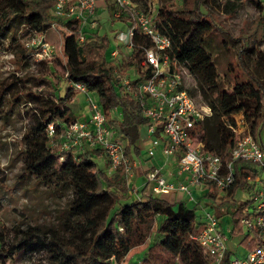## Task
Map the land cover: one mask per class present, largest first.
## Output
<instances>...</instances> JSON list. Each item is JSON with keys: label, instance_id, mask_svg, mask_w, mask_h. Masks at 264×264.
<instances>
[{"label": "trees", "instance_id": "1", "mask_svg": "<svg viewBox=\"0 0 264 264\" xmlns=\"http://www.w3.org/2000/svg\"><path fill=\"white\" fill-rule=\"evenodd\" d=\"M107 0H95L96 10H107ZM218 0H168L158 8L154 23L159 32L170 38V59L190 71L197 81L196 93L211 110L200 128L204 152L220 157L222 165L230 161L231 132L225 118L241 115L252 139L261 142L264 130V54L260 51L264 38V4L255 3L260 11L251 27L237 37L240 48L235 54L238 74L224 85L214 64L210 42L219 39L226 49L223 32L202 6ZM240 1V0H237ZM0 11V38L15 24L22 26L34 37L42 38L53 24L62 36L63 59H32L41 51L39 45L19 51L17 70L0 82V119L7 122L19 117L24 122L20 140L22 181L34 179L54 192L70 191V199L58 214L56 225H18L10 228L0 222V264H8L20 252L37 256V264H109L111 258L123 261L133 248L148 241L142 257L134 264H210L204 251L190 237L200 232L202 222L185 201L170 202L151 193L152 184L144 182L136 191L125 178L108 175V161L100 149L83 148L60 150L57 144L65 129L76 121L70 103L79 94L73 84L84 85L93 94L106 118V124L115 132L114 137L124 145L128 159L140 157L143 147L141 126L144 119L138 105L137 87L147 72L140 71V47L149 48L148 39L138 30L133 17L119 8L117 21L134 27L130 55L120 65L106 51L109 41L105 35L83 34L76 21L53 19L49 15L56 0H3ZM225 11H234L230 1ZM83 36L82 41H79ZM43 42V41H42ZM31 58V61L29 59ZM247 62L259 67V76L250 70ZM60 69L64 79L57 76L62 90L51 81ZM121 76L135 69L138 74L129 82V90L114 78V70ZM231 70V68H229ZM194 97L192 91L187 90ZM120 110V119L110 113ZM53 134L49 135L48 125ZM94 158L104 163L97 166ZM149 160V159H147ZM254 164L245 161L233 163L234 184L221 194L209 185L204 192L210 200L213 215L223 229L221 219L229 216L228 233L242 236L240 244L249 251L256 244V231L244 233L241 221L248 201L241 200L239 190L248 192L251 185L245 178H255ZM148 172V171H147ZM146 172V173H147ZM2 186V183H0ZM200 200V199H198ZM155 223L154 231L151 225ZM152 233H151V232ZM225 234V233H224ZM152 235V236H151ZM121 245L123 248L117 246Z\"/></svg>", "mask_w": 264, "mask_h": 264}, {"label": "built area", "instance_id": "2", "mask_svg": "<svg viewBox=\"0 0 264 264\" xmlns=\"http://www.w3.org/2000/svg\"><path fill=\"white\" fill-rule=\"evenodd\" d=\"M115 4L130 12L136 27L150 43L149 48L140 47L138 66L141 73L147 72V75L137 87V98L140 114L144 119L141 130L145 157L149 160L159 157L162 164L151 168L144 175V182L152 184L151 193L154 196L172 202L185 201L200 205L207 198L204 192H207L209 185L225 194L234 184L235 161L254 164V180L250 175L245 178L246 183L251 185L247 192L249 197L241 199L249 202L244 208L242 230L244 233H251L252 229L256 231L257 241L252 250L241 257L233 256L227 249L223 229L210 212H205L201 217L200 232L190 239L204 251L210 264H264V141H254L243 122L241 129L229 127L230 161L226 165H222L218 155L204 152L200 128L211 116V110L192 97L185 88L181 66L170 59V38L159 32L151 17L131 9L127 1L115 0ZM53 13L54 17L62 21H76L79 31L97 25L95 0H56ZM133 32L134 27L128 28L125 34L115 36V40L126 44L130 53L134 47ZM82 39L83 36H80L79 41ZM41 46V51L34 57L46 56L47 45ZM118 57L119 49L110 53L112 60ZM131 72L135 75L132 78L121 76L118 69L113 74L127 90L129 82L138 75L135 69H131ZM72 87L85 95L89 118L85 122L75 121L65 129L57 143L59 149H100L109 164L108 175L116 179L125 178L127 184L136 191L135 160L125 157L124 145L114 137V130L106 124L96 97L88 93L82 84H73ZM227 119L229 118L224 119L226 123ZM47 131L49 135L53 134L52 124L48 125ZM193 191L203 194L200 200L194 197ZM176 194L182 198H168ZM207 208L211 209V205ZM109 264L124 263H118L113 257ZM174 264L181 263L175 261Z\"/></svg>", "mask_w": 264, "mask_h": 264}, {"label": "rangeland", "instance_id": "3", "mask_svg": "<svg viewBox=\"0 0 264 264\" xmlns=\"http://www.w3.org/2000/svg\"><path fill=\"white\" fill-rule=\"evenodd\" d=\"M125 1L130 3L131 9L148 15L154 21L156 11L168 0ZM226 1L235 4L236 8L234 11H225L223 6ZM256 1L257 0H218L216 4L207 3L202 6V12L210 13L216 26L223 32L226 41L227 50L221 48L218 43L219 39H213L210 42L212 58L224 85H227L229 82L231 83L236 75H240L238 74L235 61V54L240 48V42L236 39L251 27L260 14V11L256 8L254 3ZM261 1L262 4H264V0ZM106 6L107 14L102 15L100 18L97 17V25L93 28H83L82 33L91 34L95 32L98 35H105L109 41V46L106 51L107 59L110 58V53L112 51L119 49V57L114 60V63L119 66L120 63L124 62L125 58L128 57L130 51L127 50L125 47L126 44L123 43V41L119 42L115 40V36L127 33L128 26L116 20L120 7L115 4V0H107ZM3 7L4 2L0 0V11ZM53 8L54 6L50 9L49 15L51 18L57 20V18L54 17ZM97 10L96 15L98 12ZM126 11L130 14L128 10ZM262 13H264V10H262ZM40 43L46 44L48 49L46 56L44 55L43 57L51 60L53 56H58L63 59L62 36L59 28H57L55 24L51 26L50 30L42 38L34 37L31 33H28L20 23L8 29L5 36L0 38V82L5 81L11 75L20 76L22 73H25L26 71L22 70L20 74V71L17 70L18 67L15 63L18 53L23 48L39 45ZM260 51L264 54V38H262ZM42 58L37 56L32 59L39 60ZM29 61H31V58ZM247 66L250 70L255 71L257 75L260 76L262 74L259 67H255L252 63L247 62ZM229 68H231V70H229ZM55 71V75H51V81L57 88L62 90V85L55 76L64 79L65 75L60 69ZM180 71L182 73L185 88L192 91L196 100L200 99V95L196 93L197 81L194 75L184 67H181ZM126 76L132 78L135 75L129 70ZM70 107L76 117V121L85 122L89 118L88 103L84 94L79 93L74 95ZM110 118L120 119V110L117 109L112 111L110 113ZM241 123H243L241 115H236L227 119L228 127L241 129ZM24 130V122L19 117L13 118L7 122H3L0 119V183H2V186H0V222L8 228L13 225H18L22 229L34 224L56 225L59 221L58 214H60L70 199L71 193L68 189H64L61 192H54L45 185L37 183L34 179L22 181L20 177L22 173L20 140ZM261 140L264 141V130H262ZM144 149L145 145L143 144L140 157L133 156V159L140 164L146 162ZM94 161L98 167L104 168V163L102 161L96 158H94ZM193 195L196 199H200V196H203V194L200 195L199 192L196 191H193ZM238 196L240 199L245 200V196L249 197V194L239 190ZM209 204L210 200L204 198L202 203L196 206L195 214L197 219H201L205 212L213 213L212 209L207 208ZM188 206L192 208L194 204L189 203ZM229 222V216H225L221 219L223 232L227 238V249L231 254H234L233 256L241 257L246 252L244 246L239 243L242 236H231L228 233L227 228ZM155 227V223H152V232ZM147 243L148 241H146L145 244L148 245ZM117 246L123 248L121 245ZM136 250L139 254H136L132 258L130 264L138 262L142 257L140 252L143 248ZM14 257L15 258L8 264L38 263L37 256H31L27 252H20L17 255L15 254Z\"/></svg>", "mask_w": 264, "mask_h": 264}, {"label": "crops", "instance_id": "4", "mask_svg": "<svg viewBox=\"0 0 264 264\" xmlns=\"http://www.w3.org/2000/svg\"><path fill=\"white\" fill-rule=\"evenodd\" d=\"M97 17L100 18L102 15H105L107 14V10H104L103 7H99L98 10H97ZM95 33V32H94ZM162 164V160L157 157L155 159H152L150 161H148L146 159V162L144 163H139V162H136L135 161V167H134V186L137 188V189H140L141 185L144 183V175L146 174L147 171H149L151 168L153 167H159L160 165ZM180 195L178 196V194H176L175 196H172V197H168V198H175V199H180ZM182 198V197H181ZM172 202V201H170ZM148 244V243H147ZM145 246V247H144ZM147 247L146 244H144L143 246H140V247H137V248H133L131 249L132 250V253H128L124 259H123V263L124 264H130V261L132 260V258L136 255V254H139V252L136 250V249H139V248H143V250H145ZM141 251L140 254H142L144 251ZM247 252V250H246ZM245 252V253H246Z\"/></svg>", "mask_w": 264, "mask_h": 264}]
</instances>
